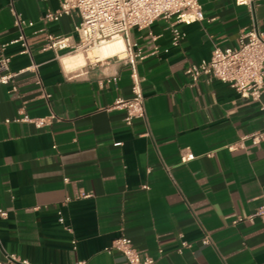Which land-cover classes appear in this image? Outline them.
<instances>
[{
  "label": "crops",
  "instance_id": "1",
  "mask_svg": "<svg viewBox=\"0 0 264 264\" xmlns=\"http://www.w3.org/2000/svg\"><path fill=\"white\" fill-rule=\"evenodd\" d=\"M199 1L204 21L160 19L131 31L144 54L146 118L128 126L125 112L112 110L132 96L124 55L69 72L67 53L58 58L43 48L49 33L79 42V18L44 23L59 0H0V49L8 45L11 72L26 70L0 85V209L9 214L0 218L4 264L12 257L128 264L106 251L121 236L157 264H264V221L234 224L264 207V142L240 147L264 129V95L253 102L219 80L193 85L186 74L216 47H237L243 32L264 33V0L253 12L236 0ZM13 11L34 23L24 27L31 55L11 45L20 32ZM175 29L182 34L177 46ZM23 115L56 120L39 129L16 121ZM185 152L195 159L183 163ZM82 192L92 197L80 199ZM183 242L191 247L180 252Z\"/></svg>",
  "mask_w": 264,
  "mask_h": 264
},
{
  "label": "built area",
  "instance_id": "2",
  "mask_svg": "<svg viewBox=\"0 0 264 264\" xmlns=\"http://www.w3.org/2000/svg\"><path fill=\"white\" fill-rule=\"evenodd\" d=\"M47 1V0H44ZM259 0H236L239 7H247L254 11ZM60 6L56 11H48L43 17L44 23L59 22L64 17H77L80 23L76 27L79 35V42L75 43L71 37L56 36L48 34L43 50L53 51L59 58L61 53L68 55L87 53L107 42L118 37H122L126 44L124 60L131 69L132 96L130 98H119L112 110H122L125 112V122L132 126L136 119L146 118V103L143 91V81L139 73V64L144 60V54L139 45L131 38L133 29L145 30L150 28L154 22L160 19L170 20L176 18L179 23L193 24L205 20L202 4L199 0H59ZM16 24L19 27V36L11 42V45L21 44L22 54H30L27 36L24 32L25 25L29 24L15 11ZM182 34L179 30H174L173 44L179 45ZM8 45H3L0 49V85L13 83L16 77L25 72H11V57L6 54ZM120 58L119 56H116ZM32 66L30 69H34ZM193 85L200 82L204 77L219 80L228 84L242 98L250 99L253 102H261L264 95V33L258 28H253L243 32L237 47L221 48L216 47L210 60L200 64L191 65L187 71ZM264 110V105H262ZM56 118L32 119L28 115H23L17 122L31 123L42 129L50 126ZM250 141L257 146L264 142V129L244 137L240 142L243 147ZM232 150L236 146L231 147ZM195 156L190 152H185L181 156L183 163L190 162ZM92 194L82 192L80 199H89ZM8 212L0 209V218L7 219ZM257 219L264 221V207L247 218L239 217L234 224ZM60 223L64 224L63 217ZM209 239L204 240L208 244ZM77 248V241L73 242ZM187 242L182 243V248H190ZM106 251L109 254L117 252L121 254L128 264H157V260L149 255L141 254L133 245V241L121 236L116 239L111 247ZM10 264H29L28 262H18L14 257L9 258ZM0 264H4L0 260ZM77 264H87L86 261H79Z\"/></svg>",
  "mask_w": 264,
  "mask_h": 264
},
{
  "label": "bare ground",
  "instance_id": "3",
  "mask_svg": "<svg viewBox=\"0 0 264 264\" xmlns=\"http://www.w3.org/2000/svg\"><path fill=\"white\" fill-rule=\"evenodd\" d=\"M85 56L83 53L65 56L62 60L69 72L82 68L87 61H103L116 56L122 57L126 50V44L122 37L107 42Z\"/></svg>",
  "mask_w": 264,
  "mask_h": 264
},
{
  "label": "rangeland",
  "instance_id": "4",
  "mask_svg": "<svg viewBox=\"0 0 264 264\" xmlns=\"http://www.w3.org/2000/svg\"><path fill=\"white\" fill-rule=\"evenodd\" d=\"M94 50H90V51H88L87 53H83V54H85V56L86 55H88L89 53H91V52H93ZM80 53H82V52H80Z\"/></svg>",
  "mask_w": 264,
  "mask_h": 264
}]
</instances>
